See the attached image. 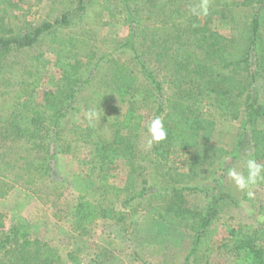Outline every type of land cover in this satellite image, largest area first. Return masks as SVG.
Here are the masks:
<instances>
[{
  "label": "rangeland",
  "instance_id": "374dc122",
  "mask_svg": "<svg viewBox=\"0 0 264 264\" xmlns=\"http://www.w3.org/2000/svg\"><path fill=\"white\" fill-rule=\"evenodd\" d=\"M127 1L128 4L121 0H86L84 10L71 14V25L60 28L56 35L62 37L66 33V37L74 38L73 50L52 44V38L47 35L41 36L34 48L15 47L5 61V74L0 78V127L17 105L18 92H27L24 100L29 101L30 107L41 105L58 92L64 69L81 79L76 89L79 105L76 103L74 110L79 107L83 111V107L91 106L90 97L100 81L97 63L100 56L111 53L139 76L137 100L145 130L133 142L142 154L151 151L153 145L147 146V126L155 117L160 99L175 93L169 84L170 74L177 67L173 60L184 50L172 51L159 66L155 63V54L160 50L154 47L151 38L141 37L138 45L141 62L140 56L134 58L128 49L122 52L124 38L130 29L140 27L142 22L157 26L162 23L179 25L177 29L180 30L191 29L197 22H206L212 31L230 38L231 27L222 20L221 13L235 0H208V14L202 16H193L189 11L200 0ZM17 4L6 16L0 13V19L4 17L2 29L8 28L18 34L27 31L28 25L53 24L61 19L64 7L70 6L73 11L79 9L78 0H25ZM130 10L137 15L135 24L130 22ZM248 13L261 17V6H254ZM185 37L186 43L193 46V42ZM254 51L253 69L258 47ZM141 63H146L161 83L160 96L145 79ZM84 80L90 83L83 84ZM255 87L250 104L255 98L261 100L264 96L263 80H258ZM184 88L188 89V86ZM145 97L147 103H140ZM200 99L197 106L207 114L210 111L208 98L201 95ZM218 120L213 144L223 147L230 155L223 165L197 172L185 186L202 190L184 194L189 210L199 216L193 215L185 221L172 220L173 224L167 222L169 217L166 220L160 218L167 214L166 202L174 187L167 171L149 159L129 163L121 156L100 165L93 160L92 149L95 143L109 142L111 130L99 119L90 128L81 115L72 111L57 130L61 131L59 139L56 141L52 137L51 151L55 150L57 157L51 182L39 181L26 187L22 184L21 170L25 161L20 157L30 160L34 155H28L26 146L21 147L22 143L17 144L10 157L12 172L5 173L9 177L6 183L12 186L6 197L0 198V216L6 231L15 228L20 236L26 233L31 239L38 238L48 244L58 253V264H238L235 242L243 236L254 239L258 247L264 248V216L259 212L264 206V181L252 188L255 195L249 199L246 192L239 191L228 179L227 171L233 166L246 174L244 163L251 158L253 148L250 135L243 132L239 121ZM0 145L5 146L3 142ZM143 179L148 181V194L125 206L142 189ZM80 202H88L93 207L104 205L124 214L125 220L117 223L89 217V223L85 221L80 226L73 215ZM203 219L208 220L209 225L206 235L196 246L199 223ZM192 226L195 227L191 229ZM14 261V258L0 255V264H15Z\"/></svg>",
  "mask_w": 264,
  "mask_h": 264
},
{
  "label": "trees",
  "instance_id": "16d2710c",
  "mask_svg": "<svg viewBox=\"0 0 264 264\" xmlns=\"http://www.w3.org/2000/svg\"><path fill=\"white\" fill-rule=\"evenodd\" d=\"M24 1L0 0V13L6 16L18 6V2ZM85 1L78 0L79 9L74 11L70 6L64 7L61 19L53 24L45 23L40 27L28 25L27 31L19 34L8 28L2 29V17L0 78L5 74V61L12 50L15 47L34 48L43 35L50 36L52 44L73 50L74 38L66 37V33H63L62 37L56 35L60 33V28L71 25V14L84 10ZM121 1L128 4L127 0ZM254 6H261V17L248 13ZM127 9L129 10V6ZM221 15L222 20L231 27L230 38L212 31L206 22H197L191 29L182 30L177 29L179 25L162 23L157 26L142 22L140 27L130 29L128 36L124 38L121 44L122 52L128 49L134 58L140 56L139 62L142 57L138 52V45L142 36L151 38L154 47L157 46L160 50L155 54V63L159 66L164 64V59L169 58L172 51L184 50L181 56L173 60L177 67L170 74L169 84L175 93L160 99L155 113V117H161L164 122L167 138L159 144H153L147 154L137 150L133 142L145 130L144 116L137 100L139 76L111 53L100 56L97 63L100 81L97 90L90 97L92 105L82 106L83 111L79 107L77 111L74 110L76 103L79 105L76 89L81 79L67 73L65 69L58 92L46 98L41 105L30 107L29 101L24 100L28 96L27 92H18L17 105H14L15 108L10 111L0 127V143L5 144L0 145L3 146V149H0V198H5L12 186L6 183L9 177L5 173L12 172L10 157L18 143H22L21 147L26 146L28 155H34L30 160L17 155L25 161L21 170V178L24 181L22 184L26 187L39 181L51 182L55 175L53 163L57 157V152L51 151L52 137L56 141L59 139L61 131L57 130L62 127L63 121L72 111L81 115V119L91 128L92 123L85 119L84 113L96 110L101 124L107 125L111 130V140L95 143L92 149V158L100 165L121 156L129 163L149 159L167 171L174 187L166 202L167 214L161 215L160 218L166 220L169 217L167 222L170 224H173L172 220L185 221L193 215L199 216L197 212L189 210L184 194L187 191L202 190L185 186L197 172L223 165L230 155L223 147L213 144L219 118L241 123L243 132L250 135L253 148L251 158L264 164V96L261 100L255 98L250 104L256 82H264V0H235L225 6ZM129 17L130 22L135 24L137 15L134 11L130 10ZM185 36L193 42V46L186 43ZM256 47L258 51L254 55L256 61L253 69L251 61ZM141 64L145 79L151 82L153 92L160 96L163 91L161 83L149 71L146 63ZM29 76L32 74L29 73ZM87 82L84 80L83 84ZM185 86H188V89L184 88ZM201 95L207 96L209 101L210 111L207 114L197 106ZM140 103H147V97L142 98ZM141 184L142 189L136 192L125 206L148 194V181L143 179ZM259 212L264 216V206L259 208ZM73 215L78 219L80 226L85 221L89 223V217L117 223L125 220L124 214L114 209L104 205L93 207L88 202H80ZM199 224L196 246L206 235L209 221L203 219ZM14 229L6 231L0 216V255L3 258H14L15 264H58V253L51 246L42 243L38 238L31 239L26 233L20 236L18 230ZM235 250L238 254V264H264V248L258 247L256 241L246 235L235 242ZM193 251L195 252V249Z\"/></svg>",
  "mask_w": 264,
  "mask_h": 264
},
{
  "label": "clouds",
  "instance_id": "9594fccd",
  "mask_svg": "<svg viewBox=\"0 0 264 264\" xmlns=\"http://www.w3.org/2000/svg\"><path fill=\"white\" fill-rule=\"evenodd\" d=\"M208 0H200L199 3L192 5L189 9L193 16H202L208 14ZM85 119L91 124L99 119V113L96 110H89L84 113ZM149 136L147 146L152 147L153 144H159L167 138V130L161 117L157 116L151 119L147 126ZM244 167L246 174L237 170L236 166L228 169L227 177L234 183L239 191L246 192L249 199L254 198L252 188L258 182L264 181V164L258 163L254 158H248Z\"/></svg>",
  "mask_w": 264,
  "mask_h": 264
}]
</instances>
